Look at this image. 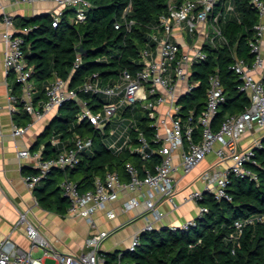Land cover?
Returning a JSON list of instances; mask_svg holds the SVG:
<instances>
[{
  "label": "built area",
  "instance_id": "2783aa9c",
  "mask_svg": "<svg viewBox=\"0 0 264 264\" xmlns=\"http://www.w3.org/2000/svg\"><path fill=\"white\" fill-rule=\"evenodd\" d=\"M20 5L33 6L39 3H54L55 9L50 13L53 27H58L63 12L69 8L75 10V22H83L91 8L88 0H0ZM221 0H169L168 9L160 15L159 23L151 34L150 42L141 52L144 64L142 70L133 74L124 71L113 83L103 84L98 74L92 75L79 89L70 88L68 81L56 78L46 87L45 100L36 103V85L33 82V68L26 60L23 39L18 35L15 17L3 13L0 28H3L2 41L5 44L3 66L6 76H13L20 92L8 94V109L12 116L26 113L31 120L53 119L60 108L67 102L74 101L80 108L78 123L88 122L91 127L103 136L106 147L116 154L129 151L139 155L143 161H151L153 155L158 156L151 168L139 169L133 163L124 165L125 178L117 172H108L103 178H97L94 187L81 191L76 182L66 174L81 162L82 155L92 153L94 141L92 137L77 135L73 147L65 149L57 158L43 159L42 147L38 152L21 150L18 157L30 160L33 169L38 173L24 177L27 187L34 191L54 171L65 173L61 182V191L69 201L68 214L85 219L94 232L85 240L80 254H64L58 252L44 238L37 226L28 220L27 214H21L17 227H23L30 240L29 250L16 244L11 236L0 241V264H46L54 260L55 264H106L107 252L102 251L104 243L112 232L100 230L94 219L99 212H105L108 219L115 218L110 206L123 196H129L123 203V212L129 213L145 207L155 223L162 222L165 215L161 210L164 203L178 208L177 175L182 172L187 176L201 166L209 157H215V163L203 172L200 181L202 191H190L185 202L198 205V216L208 213V209L200 205L205 194H210L218 201H231L228 189L232 177L257 181L253 167L258 166L255 151L263 147L264 138V2L252 0V5L259 11L260 22L256 26V34L250 42L251 53L255 56L252 67L236 58L232 70L239 76L242 84L240 91L245 93L250 102L249 108L237 116H231L221 124L218 131L213 129V120L220 106L226 101L225 87L218 74H211L207 90L205 110L198 116L191 111L184 118L181 100L195 90L201 82L193 79L194 65L208 58L206 46L215 47L217 43L226 44L222 34V23L226 14L234 13L231 0L224 11H218ZM132 4L125 11L121 23L116 24L119 30L124 25L131 28L134 21L127 16L132 12ZM27 33L28 30H24ZM81 64L76 60L75 68ZM83 95L101 98L103 103L95 110L91 100ZM99 104V105H100ZM12 122V136L24 137L32 127ZM143 124L154 131L153 148L148 141ZM197 124L201 127L200 136L196 137ZM105 126L101 132L100 128ZM256 137L257 134H260ZM254 139L247 147L243 142L249 136ZM134 138L138 141L134 143ZM3 130L0 127V143ZM58 139H52L57 146ZM36 206H39L35 198ZM260 224L264 227V216H252L235 223L236 233L232 240L238 241L247 226ZM195 219L182 226H170L171 231H188L196 227ZM155 230L154 224L147 225L144 232ZM140 246L137 235L124 251L117 254L116 264H127L123 261L126 253H133ZM43 251V256L36 258V252Z\"/></svg>",
  "mask_w": 264,
  "mask_h": 264
},
{
  "label": "trees",
  "instance_id": "16d2710c",
  "mask_svg": "<svg viewBox=\"0 0 264 264\" xmlns=\"http://www.w3.org/2000/svg\"><path fill=\"white\" fill-rule=\"evenodd\" d=\"M252 0H231L234 13L226 14L222 23V34L226 44L217 43L215 47L206 46L207 60L194 65L193 79L201 82L200 87L181 100L183 117L194 111L198 117L207 102V90L211 74H218L224 84L226 101L213 120V129L218 131L226 118L245 112L249 98L240 91L242 84L239 76L232 70L236 58L252 67L255 56L251 53L250 42L254 40L256 26L260 22L259 11ZM264 2V0H261ZM91 8L83 22H75V10L63 12L58 27H53L51 14L34 17H16L18 35L23 39L26 60L33 68V82L36 85V103L45 100L46 87L56 78L68 81L70 88L79 89L92 75L98 74L103 84L113 83L124 71L137 73L144 64L141 52L147 48L153 28L158 25L159 17L168 9L169 0H88ZM229 0H221L218 11H224ZM132 12L128 18L134 21L129 29L121 23L128 7ZM24 30H28L24 33ZM84 47V53L77 49ZM81 64L75 68L77 58ZM9 78L13 79L10 75ZM14 80V79H13ZM264 83V80H263ZM15 94L20 87L13 81L10 84ZM94 103H103L101 98L83 95ZM92 106L97 110L101 104ZM80 108L74 101L64 104L39 136L32 152L43 147V159L57 158L65 149L73 147L77 135L92 137V153L85 152L78 167L66 172L68 178L79 185L81 191L93 189L95 180L103 178L108 172H117L125 178L124 165L133 163L139 169L151 168L158 156L151 161H143L139 155L125 151L116 154L109 150L102 134L88 122L78 123ZM19 125L31 123V117L21 113L13 117ZM141 127L153 148L154 131L147 124ZM201 127L197 124L196 137ZM58 139L57 146L52 139ZM134 143L137 139L134 138ZM263 147L255 151L258 166L253 167L257 181L232 177L228 193L231 201H218L214 196L205 194L200 205L208 213L195 218L196 227L188 231H171L164 228L140 235V246L133 253H126L123 261L127 264H264V227L260 224L247 226L236 242L235 223L248 217L264 216V138ZM24 177L36 175L32 167H23ZM65 173L54 171L33 191L39 206L44 210L62 217L68 214L69 201L62 195L59 184ZM118 253H107L106 264H116Z\"/></svg>",
  "mask_w": 264,
  "mask_h": 264
},
{
  "label": "crops",
  "instance_id": "0c3cea01",
  "mask_svg": "<svg viewBox=\"0 0 264 264\" xmlns=\"http://www.w3.org/2000/svg\"><path fill=\"white\" fill-rule=\"evenodd\" d=\"M54 3H39L33 6L20 5L13 2L0 3V18L3 13L12 14L16 17H34L43 14H50L54 11ZM4 29L0 28V127L3 130V139L0 143V241L4 238L11 236L13 241L25 250H29L30 240L26 235L23 227H17L18 220L21 214H27L28 220L37 226L40 234L45 238L49 232L43 230V225L48 220H56L58 222L59 230L61 233H71L72 229L69 228V218L75 219V224L85 219L67 214L62 217L56 213L44 210L35 204V196L25 181L22 173L23 167H33L30 160H22L18 157V152L21 150H32L36 144L39 136L51 122V118H45L38 121H31L32 127L27 134L22 138H15L12 136V122L14 121L12 114L8 109V94L12 87L13 79L5 75L3 59L5 44L2 41V33ZM256 134L249 136L243 142V147H247L254 139ZM260 134H257L256 137ZM215 163V157H209L201 164L199 168L183 176L182 172L177 175V203L178 208L174 209L168 203L161 206L165 217L162 222L155 223L151 217L146 213L145 207L142 204L140 207L132 212H123V203L131 194L123 196L120 200L110 206V210L115 212V218L110 220L107 218L105 212H99L95 215L94 219L99 223L100 230L112 232L111 237L108 239L107 253H118L120 248L126 243H130L135 236L141 235L144 228L149 224H154L155 230L169 228L170 226H182L184 223L198 217V205L194 202H185L186 195L193 190L202 191L203 184L200 177L203 172L210 169ZM41 185V184H40ZM68 221V222H67ZM70 224V223H69ZM84 225V224H83ZM73 226V224H72ZM86 239L94 232L91 227H87ZM78 230V229H77ZM123 232V238L117 236ZM115 238V239H112ZM85 239V240H86ZM48 240V239H47ZM54 240V237L52 238ZM51 243V241H50ZM84 242L81 244V252L84 248ZM52 244V243H51ZM61 253V252H60ZM64 254H80L75 252H64Z\"/></svg>",
  "mask_w": 264,
  "mask_h": 264
},
{
  "label": "rangeland",
  "instance_id": "374dc122",
  "mask_svg": "<svg viewBox=\"0 0 264 264\" xmlns=\"http://www.w3.org/2000/svg\"><path fill=\"white\" fill-rule=\"evenodd\" d=\"M183 104H181L182 106ZM59 186H61V183L59 184ZM68 221H70L68 223L69 228L72 229V232L69 233H61L59 230V226H58V222H56V220H48L46 221V223L43 225V230H46L49 232V235H47L45 238L48 239L49 241H51L52 246L61 253L64 252H75V253H81V244L82 242L85 241L86 239V233L85 231L87 230L86 228L90 225L86 220H82L80 221L79 224V228H78V224H75V219L73 218H69ZM67 221V222H68ZM73 224V226H72ZM84 224V225H83ZM98 226L99 223L97 222ZM78 229V230H77ZM41 234H42V230H41ZM117 236H120L121 238H123V232L119 233ZM54 237V240H52V238ZM115 239V238H112ZM108 242L109 240H107L103 247H102V251L104 252H108ZM132 240L130 241V243H126L123 246H121L122 248H120L122 251L126 250L128 248V246L131 244ZM43 251L40 252H36L34 254V256L36 258H40L43 256ZM126 263V262H125ZM46 264H55L54 260H47Z\"/></svg>",
  "mask_w": 264,
  "mask_h": 264
},
{
  "label": "water",
  "instance_id": "95a60500",
  "mask_svg": "<svg viewBox=\"0 0 264 264\" xmlns=\"http://www.w3.org/2000/svg\"><path fill=\"white\" fill-rule=\"evenodd\" d=\"M77 52L80 53V54H83L85 51H84V47L81 46L80 48L77 49ZM26 57H27V54H26ZM105 126H102L100 128V131L102 132L104 130Z\"/></svg>",
  "mask_w": 264,
  "mask_h": 264
}]
</instances>
